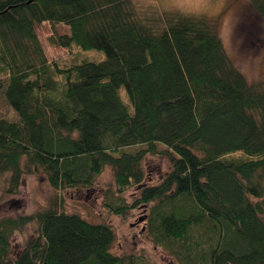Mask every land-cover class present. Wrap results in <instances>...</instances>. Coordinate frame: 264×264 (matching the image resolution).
I'll list each match as a JSON object with an SVG mask.
<instances>
[{"label":"trees","instance_id":"obj_1","mask_svg":"<svg viewBox=\"0 0 264 264\" xmlns=\"http://www.w3.org/2000/svg\"><path fill=\"white\" fill-rule=\"evenodd\" d=\"M146 1L0 0V183L15 192L41 172L56 191L89 188L109 167L104 207L145 209V233L176 263L264 264V78L237 68L211 19ZM43 21L51 43L104 59H49ZM148 154L170 163L155 183ZM60 205L0 218V264H154L113 252L108 221ZM31 222L13 253L12 234Z\"/></svg>","mask_w":264,"mask_h":264},{"label":"rangeland","instance_id":"obj_2","mask_svg":"<svg viewBox=\"0 0 264 264\" xmlns=\"http://www.w3.org/2000/svg\"><path fill=\"white\" fill-rule=\"evenodd\" d=\"M156 5L160 11H175L189 15L205 16L216 25L218 35L232 62L250 81L264 78V14L260 13L252 0H155L146 1ZM59 32H68L64 23L56 25ZM38 37L49 59H59L64 64L81 60L100 61L105 53L97 49H81L77 45L68 47L51 43L52 32L48 21L36 24ZM122 99L127 101L123 88ZM161 149L163 146L159 145ZM146 182L155 183L170 167L163 154H148L143 159ZM41 172L23 174L20 186L15 192H8L7 179L0 183V218L31 214L44 208L51 200H56L67 211H75L93 222L106 220L113 225L115 241L112 251L117 254L144 253L154 264H178L170 255L149 239L145 233V209L135 208L116 215L108 212L103 199L112 186V172L109 167L89 188L56 191L51 188ZM134 188L125 192L126 200H131ZM37 224L28 223L16 230L11 237L13 253L21 250L27 239L36 233Z\"/></svg>","mask_w":264,"mask_h":264}]
</instances>
